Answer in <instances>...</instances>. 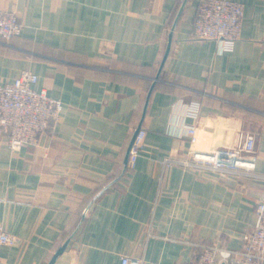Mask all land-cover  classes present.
<instances>
[{
    "label": "crops",
    "instance_id": "crops-1",
    "mask_svg": "<svg viewBox=\"0 0 264 264\" xmlns=\"http://www.w3.org/2000/svg\"><path fill=\"white\" fill-rule=\"evenodd\" d=\"M199 1L0 0L22 24L0 42V83L30 70L35 89L62 101L37 144L12 151L0 131V221L17 237L0 264H49L62 245L51 264H190L199 241L241 248L264 178L162 160L184 157L187 124L212 145L254 128L243 156L264 173V0H236L230 50L191 37ZM140 121L144 144L127 169Z\"/></svg>",
    "mask_w": 264,
    "mask_h": 264
},
{
    "label": "built area",
    "instance_id": "built-area-1",
    "mask_svg": "<svg viewBox=\"0 0 264 264\" xmlns=\"http://www.w3.org/2000/svg\"><path fill=\"white\" fill-rule=\"evenodd\" d=\"M243 4L236 0H200L193 19L191 37L198 40H214L222 50L232 49L240 36ZM22 24L13 10L0 9V42H7L18 35ZM37 75L22 70L12 81L0 83V131L10 150L37 144L40 132L50 127L60 110L62 101L49 95L45 89H35ZM199 103L192 101L186 115L198 117ZM135 130V129H134ZM257 130H241L233 142L212 145L200 135L195 124H187L189 146L184 157H165L164 164L177 163L199 170L219 174L238 173L264 178V173H254V163L243 154L254 152ZM146 130L141 126L131 143L125 164L127 169L135 166L142 150ZM255 222L243 235L242 246L232 250L216 242L199 241L195 244L190 264H264V188L255 203ZM17 237L7 231L0 221V247L12 245ZM120 264H144L143 257L122 255Z\"/></svg>",
    "mask_w": 264,
    "mask_h": 264
},
{
    "label": "water",
    "instance_id": "water-1",
    "mask_svg": "<svg viewBox=\"0 0 264 264\" xmlns=\"http://www.w3.org/2000/svg\"><path fill=\"white\" fill-rule=\"evenodd\" d=\"M170 42H171V34H169V37H168V43L166 45V48H165V51L163 53V56H162V59H161V62H160V65H159V70L160 71L162 69V66H163V63L168 55V52H169V49H170ZM152 88H153V85L150 87V89L148 90V93H147V96H146V102H145V105H144V111H145V108H146V105H147V102H148V99H149V96H150V93L152 91ZM142 125V121L139 122V124L137 125V127L135 128L133 134H132V137L128 143V146H127V149H126V152H125V156H124V163L126 164V161H127V157H128V151H129V148L131 146V143L134 139V136L137 132V130L141 127ZM64 246L65 245H62L57 251L56 253L53 255V257L51 258L49 264H51L53 262V260L55 259V257L64 249ZM220 264H224V262H220Z\"/></svg>",
    "mask_w": 264,
    "mask_h": 264
}]
</instances>
